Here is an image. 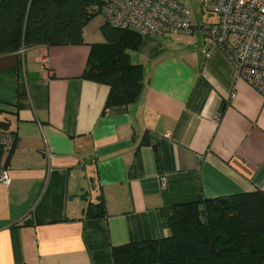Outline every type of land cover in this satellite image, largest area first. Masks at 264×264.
<instances>
[{
    "label": "crops",
    "instance_id": "1",
    "mask_svg": "<svg viewBox=\"0 0 264 264\" xmlns=\"http://www.w3.org/2000/svg\"><path fill=\"white\" fill-rule=\"evenodd\" d=\"M197 31L142 37L127 106L106 108L109 86L83 76L85 29L0 55V130L14 135L0 150V264H112L113 247L168 236L171 205L264 193L262 96Z\"/></svg>",
    "mask_w": 264,
    "mask_h": 264
},
{
    "label": "trees",
    "instance_id": "2",
    "mask_svg": "<svg viewBox=\"0 0 264 264\" xmlns=\"http://www.w3.org/2000/svg\"><path fill=\"white\" fill-rule=\"evenodd\" d=\"M100 3L0 0V55L31 46L83 42L86 23L99 13L91 7ZM99 29L104 41L90 45L83 76L109 86L106 108L137 102L143 68L132 63L130 52L139 48L142 36L106 22ZM162 219L168 236L115 246L112 264H264L261 191L174 204L162 210Z\"/></svg>",
    "mask_w": 264,
    "mask_h": 264
},
{
    "label": "built area",
    "instance_id": "3",
    "mask_svg": "<svg viewBox=\"0 0 264 264\" xmlns=\"http://www.w3.org/2000/svg\"><path fill=\"white\" fill-rule=\"evenodd\" d=\"M196 1L203 13L213 15V20L194 25L192 9L181 0H101L100 5L91 8L111 26L135 31L142 37L190 35L197 28L204 41L218 47L236 75L254 87L264 101V0ZM42 62L46 68L47 60ZM13 143L14 135L0 130L3 151L8 153ZM0 181L9 182L3 168Z\"/></svg>",
    "mask_w": 264,
    "mask_h": 264
},
{
    "label": "rangeland",
    "instance_id": "4",
    "mask_svg": "<svg viewBox=\"0 0 264 264\" xmlns=\"http://www.w3.org/2000/svg\"><path fill=\"white\" fill-rule=\"evenodd\" d=\"M185 5L192 9L193 22L201 25L202 23L209 22L214 19L213 15L209 13H203L199 3L196 0H181ZM105 22V19L101 13H96L94 17L88 21L84 27L86 38H90L95 42H103L104 38L100 32V26ZM197 29V28H196ZM199 34V32L197 31Z\"/></svg>",
    "mask_w": 264,
    "mask_h": 264
}]
</instances>
